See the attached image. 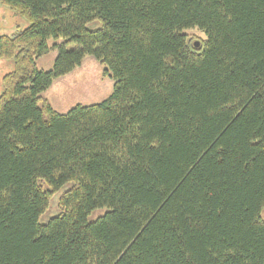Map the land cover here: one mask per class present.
I'll use <instances>...</instances> for the list:
<instances>
[{
    "label": "trees",
    "instance_id": "obj_1",
    "mask_svg": "<svg viewBox=\"0 0 264 264\" xmlns=\"http://www.w3.org/2000/svg\"><path fill=\"white\" fill-rule=\"evenodd\" d=\"M0 2L30 22L0 36V264H264V0ZM88 55L112 94L57 112Z\"/></svg>",
    "mask_w": 264,
    "mask_h": 264
},
{
    "label": "rangeland",
    "instance_id": "obj_2",
    "mask_svg": "<svg viewBox=\"0 0 264 264\" xmlns=\"http://www.w3.org/2000/svg\"><path fill=\"white\" fill-rule=\"evenodd\" d=\"M30 26V22L10 6L0 2V36L12 35L22 31ZM102 26L101 20H95L87 24L91 30ZM197 47H200L203 40L206 39V33L201 29L194 27L184 31ZM64 42V39H50L48 44L50 51L36 59L40 70H51L54 66L58 51L53 48L55 44ZM68 49L76 48V44L69 43ZM14 69L12 59L0 58V95L3 91V77ZM108 66L99 62L94 56H86L81 65L72 72L61 76L53 81L51 86L42 93V96L59 113H67L77 105H92L102 102L108 98L113 90L115 80L112 72H106ZM46 189L49 185L46 182L41 183ZM72 183L63 185L58 190L51 193L47 208L40 216V222L46 224L49 220L61 212L60 200L64 193L71 187ZM106 208L95 209L88 217L90 221L96 220L104 215ZM261 216L264 218V209Z\"/></svg>",
    "mask_w": 264,
    "mask_h": 264
},
{
    "label": "water",
    "instance_id": "obj_3",
    "mask_svg": "<svg viewBox=\"0 0 264 264\" xmlns=\"http://www.w3.org/2000/svg\"><path fill=\"white\" fill-rule=\"evenodd\" d=\"M199 44L197 43L196 46H198Z\"/></svg>",
    "mask_w": 264,
    "mask_h": 264
}]
</instances>
